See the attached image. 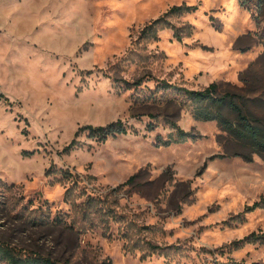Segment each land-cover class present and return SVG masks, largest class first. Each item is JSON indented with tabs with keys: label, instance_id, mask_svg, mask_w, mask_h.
<instances>
[{
	"label": "rangeland",
	"instance_id": "1",
	"mask_svg": "<svg viewBox=\"0 0 264 264\" xmlns=\"http://www.w3.org/2000/svg\"><path fill=\"white\" fill-rule=\"evenodd\" d=\"M163 80L264 118V0H0V241L59 264H264V157ZM175 125L200 137L160 145Z\"/></svg>",
	"mask_w": 264,
	"mask_h": 264
},
{
	"label": "trees",
	"instance_id": "2",
	"mask_svg": "<svg viewBox=\"0 0 264 264\" xmlns=\"http://www.w3.org/2000/svg\"><path fill=\"white\" fill-rule=\"evenodd\" d=\"M196 6H174L166 16L172 14H181L182 12H190L196 10ZM164 17L155 20L147 25L143 34L155 35L157 26L162 22ZM176 37L182 40V35L176 31ZM141 84V83H140ZM161 88L167 90L175 88L185 92V97L189 101L190 106L196 118L205 121H217L221 128L227 132L238 145L246 152L236 153L243 156L247 161H253L254 155L258 154L264 157V118L254 115L247 106L246 101L240 100L238 95L230 92L221 93L219 85L212 83L202 90H188L181 87H175L166 81H161ZM151 118H157V115H149ZM177 133L171 135L169 139L158 138V143L164 146H170L174 143L186 142L190 139H198L199 134L185 131L178 125ZM130 131L123 121L118 120L108 124L107 126L85 125L79 128L76 135L89 133V136L96 138L98 141H106L111 136L118 134H127ZM136 179L132 176L125 184H131ZM260 204L256 202L253 206H248L247 210H255ZM60 221V219H57ZM259 240L260 237H252ZM152 252L159 249L158 246H150ZM0 261L5 264H59L58 261L50 257H46L37 252L22 251L9 243L0 241Z\"/></svg>",
	"mask_w": 264,
	"mask_h": 264
}]
</instances>
